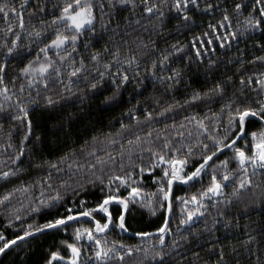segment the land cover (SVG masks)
I'll use <instances>...</instances> for the list:
<instances>
[{"label": "snow or ice", "instance_id": "obj_1", "mask_svg": "<svg viewBox=\"0 0 264 264\" xmlns=\"http://www.w3.org/2000/svg\"><path fill=\"white\" fill-rule=\"evenodd\" d=\"M33 3L35 7L31 6ZM45 7L44 0H19V2L0 0V18L4 20V27L0 30L3 32L0 36V50H2L0 51V111L4 109L5 102L12 101L15 97L12 106L16 114L11 118L25 126L20 150L16 154L17 158L23 155L24 141L29 139L32 132L30 112L39 107L41 102L44 107L51 108L57 103L62 104L69 98L75 97L73 87L80 83L81 78L87 81V88L96 89L98 83H102L106 76L110 77L114 91L112 96L104 97L105 102H110L119 95L121 86L126 85L130 80L123 65L128 68L134 66L135 76L140 77L141 57L148 58L144 71L154 80L159 81L164 93L174 89L175 85L184 78L181 69L168 67L171 54L182 52L186 46L179 41L164 49H157V42L152 40H148L147 43L140 40L135 49L122 48L119 44L112 45L110 49L105 43L102 49H94L87 60L80 56L77 63L78 44L81 43V38L85 37V34L96 36L98 24L99 30L103 32H107L110 27L114 32L119 29V23L112 22L117 15V9H123L131 15L139 12L134 22L140 24L142 19L145 23L152 25L153 30L156 28L162 30L166 21L171 19L176 21L177 28H186L196 23L195 18L200 13L211 14L219 9L220 19L215 23L207 24L208 31L192 37L195 43H192L191 47L195 50L194 56L197 61L210 51L205 45H213L219 41L221 48L226 46L230 48L229 41L239 42L241 39H248L257 31L264 33V0H232V14L229 13L228 7L220 9L219 0L215 4L204 0L203 8L201 0H62L61 4L54 6L58 9V14H52L50 21L41 19L39 29L32 25L31 30H28L25 25V12L29 14V24H31L35 14H43ZM245 12H247L246 15ZM233 16L243 17L242 21L236 19L235 28L232 24ZM122 19L127 23V17ZM221 29L224 30L223 33ZM200 36L211 38L204 40L200 39ZM25 37L35 38L40 45L36 48L35 55L19 43ZM254 43L258 47L259 55L253 53L251 59L246 60L245 53L241 50L240 58L236 60L238 66L235 72L210 79L201 87L193 88L191 94L183 101L185 105L202 100L215 101L219 105L217 111L209 110L203 116L192 114L191 117H183L182 123L177 124L173 121L171 125L166 124L163 129H160L163 139L159 148L151 146V129L144 134L150 145L147 148L150 156L148 166L142 159L141 163L137 164L133 156L136 148L132 145L140 141L139 135L127 141L130 147L126 152L121 145L118 170H113L116 164L115 155L105 153L104 158H101L97 155L95 147L88 150V140L83 141L79 149H69L55 162L45 161L49 168L57 172L62 171L60 165L66 161H72L68 163L70 170L73 167L81 169L86 166L94 177L86 182L95 184L99 181L100 197L92 207H87L83 197L77 200L76 189L71 188L64 179H60L59 187L63 188L65 193H73L74 203L67 204L60 214L42 222L32 221L21 229L20 235L8 238L0 231V255H6L10 248L25 238L43 235L46 231L52 230L57 232L62 230L67 233L69 227L75 225L72 227L70 239L61 240L59 246L47 250L43 264H124L126 255L131 256L134 251L142 250L129 246L121 240L109 241L108 233L114 228L128 231L127 214L133 211L135 205L147 208L152 215H155L157 211V204L160 209L171 213L173 188L177 183L188 187L195 184L201 185L195 192L190 193V198L189 194L174 197L181 204L179 225H187L193 221L194 217L202 218L206 213L211 217L213 228L218 223L216 217L224 218L225 227L232 224L234 222L232 217L228 216L220 205L227 208L233 203H241L247 208L249 205L244 202L245 193H251L249 201L255 202V190L257 188L264 190V179H261L264 177V71H253L248 74V70L244 67L245 63L253 65L260 63L264 67V43L261 40H256ZM123 44L127 45L128 41H123ZM89 46L85 37L83 47L87 49ZM21 56L30 58L22 61V66L18 67L16 74L10 77L13 90L17 88L16 81L21 80L18 91H13L5 82V76L9 62L15 63ZM104 56H108V60L103 62V70H100ZM153 56L155 58H152ZM228 62L232 63L231 60ZM207 63L210 67H214L217 61L209 59ZM114 67L116 71H110ZM157 69L162 73L159 76H157ZM85 72H95L99 79L91 75L85 76ZM33 90H35V96H33ZM76 92L80 93V100L83 103L86 93L79 87L76 88ZM156 102H159L158 99ZM175 107H180V102L175 99L172 103L160 107L157 112L145 107L144 120L150 121L154 116L166 118V114ZM253 121L258 127L250 129ZM187 125L195 126V136L191 130H188L185 135ZM126 127L128 126L123 122L120 123L121 130ZM119 134L118 130L117 135ZM160 134L157 135V140H160ZM91 140L95 142L97 137L93 136ZM106 142L114 143L110 138H106ZM11 146L9 143L8 147ZM144 151L145 149L140 148L141 153ZM225 152H230V155H224ZM78 153L86 154L88 157L83 164L74 159ZM125 156H127V165ZM220 156H223V159H220ZM193 160L196 162L193 163ZM106 165L113 166L109 169L111 175L107 176V182H105L104 174ZM154 168L161 170L160 176L153 175L157 188L153 192L145 193V189L140 186L143 179L141 174L153 172ZM97 170L101 175L96 176ZM11 172V169L0 172V176L6 177ZM205 178L207 183L204 182ZM44 180L50 181L51 177L46 176ZM41 183L43 184V181ZM121 186L126 194H121ZM77 187L83 190L84 186L78 184ZM49 188H51L50 183ZM229 188L231 191H226ZM23 191L27 192L28 188L25 186ZM53 191L54 195H48L46 198L42 193L38 206H30L29 211L38 213L41 208L54 209L63 204L64 196L61 192L55 189ZM11 195L12 193L9 192L0 197V203L8 200ZM75 203L79 204V208L74 206ZM113 204L118 208L116 214L110 210ZM209 209L215 210L216 215L211 216ZM98 216L100 218H97ZM83 217L89 218L87 226L81 223L80 218ZM15 219L19 220L20 216L16 215ZM7 223L11 224L12 221L8 220ZM205 228H208L207 223ZM154 231L159 234L158 243L163 245L165 234L171 231L169 215L164 216L161 226ZM179 231L178 228L177 232ZM136 235L150 237L153 233L137 232ZM186 238L178 237V239ZM176 242V240L172 241L174 245ZM243 243L244 251L248 256L246 264H264V242L257 241L253 235L245 233ZM152 247L155 249V245ZM143 251L144 259L134 264H145L149 252L147 248ZM231 251L236 252L234 248ZM215 255L216 259L211 261V264H240L239 253H236L235 260H231L223 246ZM163 256V251H154L152 260ZM203 264H209V262L204 261Z\"/></svg>", "mask_w": 264, "mask_h": 264}, {"label": "trees", "instance_id": "obj_2", "mask_svg": "<svg viewBox=\"0 0 264 264\" xmlns=\"http://www.w3.org/2000/svg\"><path fill=\"white\" fill-rule=\"evenodd\" d=\"M44 2L46 6L45 12L43 14L36 13L31 19V24H29V14L27 11L25 12V25L28 30H31L32 25H35L39 29L41 27V19L50 21L52 14H58V9L54 8V6L61 4L62 0H44ZM203 2L204 0H201L202 8ZM209 2L215 4L217 0H209ZM231 2L232 0H219L220 9L228 7L229 13L232 14ZM31 6L35 7L36 5L33 3ZM246 14L247 12H245ZM137 16H139V12L136 15H131L123 9H117V15L113 18L112 22L113 24L119 23L118 30L114 32L113 28L110 27L107 32H103L99 30L98 24L96 36L85 34L90 46L87 49L83 47L85 37H82L81 43L78 44L77 63L80 56L85 57L87 60L89 54L94 49H102L105 43L109 45L110 49L114 44H119L122 48L135 49L140 40H143L145 43L148 40H152L157 42V49H164L179 41L186 46L182 52H173L171 54L168 67L181 69L184 78L178 85H175L174 89H170L167 93H164L159 81L154 80L144 71L148 58L141 57L139 61L140 77L146 76L147 78L141 79L140 77H136L133 70L134 66L133 68H128L126 65H123L130 76V80L126 85L121 86L119 95L115 96L110 102L104 101L105 96L113 95L114 89L110 77L106 76L102 83H98L96 89L87 88V81L81 78L80 83L73 87V92L76 93L75 97L69 98L62 104L57 103L55 107L51 108L44 107L41 102L39 107L30 112L32 132L29 139L24 141V152L19 158H17L16 154L20 150L25 126L20 121L11 118L16 114L12 106L15 97H13L12 101L5 102L4 109L0 111V172L12 170L8 176H0V197L9 192L12 193L8 200L0 203V231L6 237L11 238L13 235H20L21 229L32 221L42 222L51 216L60 214L67 204L74 203L73 193H65L64 189L59 187L60 179H64L71 188L76 189L77 200L83 197L87 207H92L99 199L101 185L99 181H96L95 184L86 182L94 179L92 172L86 166L81 169L73 167L70 170L68 163L72 161H66L60 165L62 171L57 172L49 168L48 163L55 162L59 156L69 149H79L83 141L88 140V150L95 147L97 155H100L101 158H104L105 153L115 155L116 164L113 170H118L120 162L119 154L122 150L121 145L124 146L123 150L126 152L130 147L127 141L139 135L140 141L134 142L132 145V147L136 148L133 156L137 164L141 163L142 159L143 163L148 166L150 156L147 148L150 145L145 139L144 134L151 129V146L159 148L163 139L160 129H163L166 124L171 125L173 121L177 124L182 123L183 117H191L192 114L203 116L209 110L213 112L217 111L219 105L215 101L202 100L193 102L191 105H185L183 101L191 94L193 88L201 87L206 82H209L210 79L220 78L225 74L231 75L235 72L238 66L236 60L240 58L239 53L241 50L245 53L244 59L250 60L253 53L256 55L260 54L254 42L261 40L264 43V33L260 31L250 35L248 39H241L239 42L235 40L229 41L230 48L227 46L221 48L219 46L220 42L217 41L213 45H205L210 51L205 53L200 61H197L194 56L195 50L191 47V44L195 43L192 37L199 36L204 31H208L207 24L215 23L220 19L219 9L211 14L200 13L195 18L196 23L186 28H177L176 21L171 19L166 21L162 30L160 28L153 30L152 25L145 23L142 19L140 24H136L134 21ZM124 17L128 18L127 23L122 19ZM236 19L242 21L243 17L233 16V28L236 27ZM3 27L4 20L0 18V30ZM223 31L221 29V33ZM2 35L3 32L0 31V36ZM210 38L200 36V39L204 40ZM125 40L128 41L127 45L123 44ZM19 43L25 48L30 49L33 55H35L36 48L40 46L35 38L25 37ZM197 46L199 47V45ZM213 48L215 51H211ZM29 58L28 56H21L15 63L9 62L5 82L8 83L10 90H13L10 77L16 74V69L22 66V61ZM152 58L155 57L153 56ZM209 59L216 60L217 64L214 67H210L207 63ZM106 60H108V56L103 57L100 70H103L102 64ZM230 60L232 63L228 62ZM244 67L248 70V74L253 71H264V67L260 63L254 65L245 63ZM110 71L115 72L116 68L114 67ZM165 71L167 72V69ZM161 74L159 69H157V76ZM84 75H91V77L99 79L96 77L95 72H85ZM20 83L21 80L18 79L16 81L17 88L13 91H18ZM77 87L86 93L83 103L80 100V93L76 92ZM25 91L27 92V88ZM35 94V90H33V96ZM157 99L158 103L156 102ZM174 99L180 102V107H175L167 113L166 118L154 116L150 121L144 120L145 107L150 111L157 112L160 107L172 103ZM138 101L139 103H137ZM132 109H135V111H132ZM121 122L128 127L121 130ZM252 127H258L255 121L251 123L250 129ZM118 130L119 135H117ZM188 130H191L193 136H195L194 125L186 126L185 135H187ZM158 134L161 136L160 140L156 139ZM93 136L97 137L95 142L91 140ZM106 138H110L114 143H107ZM173 138L175 139V137ZM9 143L12 145L11 147H8ZM140 148L145 149V151L141 153ZM224 155H230V152H225ZM219 158L223 159V156ZM74 159L83 164L84 160L88 159V157L86 154L78 153ZM45 161L48 163H45ZM195 162L193 160V163ZM125 164L127 165V156H125ZM111 168H113L112 165H106L104 168L105 182H107V176L111 175L109 170ZM249 171H251V168H249ZM73 173L75 174L73 175ZM99 175L101 173L97 170L96 176ZM141 175L143 179L140 186L145 189V193L155 191L157 185L153 181V175L160 176V168H154L153 172H144ZM46 176H50L51 180L45 181L44 177ZM261 179H264V177H261ZM42 181L43 184L41 183ZM204 182L207 183V178H205ZM49 183L51 184V188H49ZM78 184L84 186L83 190L77 187ZM25 186L28 188L27 192L23 191ZM200 187V184H195L192 187L174 185L173 208L172 212L169 213L171 231L165 234V243L163 245L158 243L159 235L137 239L123 234L118 228H114L108 233L107 238L109 241L121 240L129 246L142 250L140 252L134 251L131 256L126 255L124 264H134V262L143 260V249L145 248L149 252L145 264H161V261L162 264H203L204 261H208L211 264V261L216 259L215 253L220 250L221 246H223L231 260H235L237 258L236 253H239L240 264H246L248 256L244 251L245 245L243 243L245 233L253 235L257 241L264 242V202H262L264 201V190L261 188L255 190V202L249 201L251 193H245L244 202L249 205L247 208L241 203H233L227 208L224 205H220V208L225 210L227 215L232 217L234 221L228 227L224 225V218L216 217L218 223L213 228L211 217L207 213L202 218L194 217L193 221L187 225H179L181 204L174 197L189 194L190 198V193L195 192ZM14 189L16 191H13ZM54 189L59 190L64 196L63 204L58 205L54 209L41 208L38 213L29 211L30 206H38L42 193L46 198L48 195H54ZM226 191L230 192L231 188ZM121 194H126L123 186H121ZM74 206L79 208L78 203H75ZM156 207L157 211L155 215H152L147 208L139 205L133 206V211L127 214V233L131 235H136L137 232H152L156 234L154 230L161 226L166 215L165 209H160L158 204ZM110 210L113 214H116L118 208L113 204L110 206ZM209 212L211 216L216 215L215 210L209 209ZM16 215L20 216L19 220L15 219ZM97 218L100 217L98 216ZM8 220H11L12 223L8 224ZM81 223L87 226L88 220L81 219ZM205 223L208 224L207 229L205 228ZM72 227H75V225L70 226L67 233H64L62 230L59 232L55 230L48 231L43 235H38L10 248L6 255L0 256V264H43L47 250L59 246L61 240L71 238ZM178 228L180 229L179 232H177ZM178 237L187 238L178 239ZM173 240L177 241L175 245L172 243ZM152 245H155V249H153ZM233 248L236 250L235 253L231 251ZM154 251H163L164 256L152 260ZM88 254L90 255V253Z\"/></svg>", "mask_w": 264, "mask_h": 264}, {"label": "water", "instance_id": "obj_3", "mask_svg": "<svg viewBox=\"0 0 264 264\" xmlns=\"http://www.w3.org/2000/svg\"><path fill=\"white\" fill-rule=\"evenodd\" d=\"M175 185H179V186H183V185H181V184H179V183H177V184H175ZM166 215H169V213H167L166 212ZM80 219H86V220H89V218L88 217H83V218H80ZM120 230V229H119ZM123 234H125V235H127V236H129V237H133V238H137V239H140V238H150V237H152V236H155V235H159V234H153L152 236H150V237H140V236H137V235H131V234H128L127 232H124V231H122V230H120ZM46 232H48V231H46ZM36 236H38V235H35V236H32V237H28V238H25V240H23V241H19L16 245H18V244H20V243H22V242H24V241H27V240H29V239H32V238H34V237H36ZM15 245V246H16ZM14 247V246H13ZM1 256V255H0Z\"/></svg>", "mask_w": 264, "mask_h": 264}]
</instances>
